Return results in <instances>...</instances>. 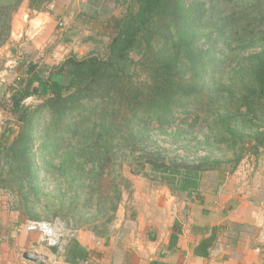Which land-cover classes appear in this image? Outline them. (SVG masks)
Wrapping results in <instances>:
<instances>
[{"label":"trees","instance_id":"trees-1","mask_svg":"<svg viewBox=\"0 0 264 264\" xmlns=\"http://www.w3.org/2000/svg\"><path fill=\"white\" fill-rule=\"evenodd\" d=\"M22 1L0 0V43ZM52 2L28 0V9L42 11ZM106 3L101 1L105 14L111 11ZM115 3L126 11L106 20L114 33L104 57L72 55L49 69L30 61L11 87L9 107L1 108L20 127L5 152L0 149L7 165L0 188L13 197V209L35 220L33 211L43 203L44 212L69 216L74 224L83 220L101 238L109 235L118 208L117 185L109 181L117 160L133 158V174L192 198L200 196L203 173L218 171L221 185L246 155L264 149V0ZM134 49L140 51L143 81L120 64H130L127 52ZM28 99L41 102L28 107ZM8 120L0 144L11 135ZM89 122L91 130L74 147L61 148ZM163 142L177 149L169 154ZM50 172L58 182L48 177L44 184L40 178ZM50 183H60L67 207L51 205L57 189ZM213 239L200 243L204 255ZM88 257L76 239L67 240L65 263Z\"/></svg>","mask_w":264,"mask_h":264},{"label":"crops","instance_id":"crops-1","mask_svg":"<svg viewBox=\"0 0 264 264\" xmlns=\"http://www.w3.org/2000/svg\"><path fill=\"white\" fill-rule=\"evenodd\" d=\"M28 14L26 7L14 17L9 41L16 45L14 56L29 54L35 62L52 42L54 22L45 12L31 13V18ZM26 30L28 37L22 40ZM242 173L236 171L213 190L200 188V196L190 200L166 189L146 190L140 194L143 206L133 207L134 219L127 221L123 210L118 211L114 231L106 238L96 239L86 231L63 233L53 248L40 234L18 229L25 218L0 188V264H37L25 259L26 253L43 264H68L63 256L70 238L89 251L79 264H264V198H248L254 191L244 184ZM210 236L214 239L204 255L199 245Z\"/></svg>","mask_w":264,"mask_h":264},{"label":"rangeland","instance_id":"rangeland-1","mask_svg":"<svg viewBox=\"0 0 264 264\" xmlns=\"http://www.w3.org/2000/svg\"><path fill=\"white\" fill-rule=\"evenodd\" d=\"M55 2L50 3L47 5L42 11H30V14H28L29 18H31V13L34 14V12L37 13H48L53 19L54 22V37H51L50 43H46L43 50L42 55L40 57H36L35 62L31 61L30 57H27L28 55H20L17 54L14 56L12 53L13 49L12 47H16L10 40L11 31H12V24L14 17L22 11V9L28 7V0H23L15 12L13 13L11 17L10 22V31L7 34L5 40L0 43V109L9 107L10 104V93H11V87L14 85L16 78L18 75H23L26 70V65L24 64V61H31L32 63H37L40 65L45 66V68L49 69L50 67L57 66L60 64L66 57L74 55L76 58L81 59L83 57H86L88 55L96 54L101 57H104L107 54L108 51V45L110 43V40L113 35V30L110 25L106 24V20L110 16H116L121 17L126 11V6L121 4L117 5L115 3V0H106V5L111 9L110 13H102L101 10V1L104 0H53ZM27 4V6H26ZM114 7V8H113ZM113 8V9H112ZM95 11H100V14L95 16L92 15L95 13ZM96 18V20H95ZM27 32L28 30L21 33V39L25 40L28 37ZM35 34V33H32ZM19 44V43H17ZM59 49V52H56L55 50ZM2 52V53H1ZM139 49L130 50L127 52L128 60H130V64H127V61H123L120 64H123L127 67H129V70H127V73H131L134 68V73L136 74L137 80H142L145 75L142 74V65H140V53ZM6 53L9 54V56L6 55ZM59 53V54H58ZM51 54V55H50ZM54 54H58L57 57L54 56ZM53 55V56H52ZM245 55H249L246 53ZM48 57V58H47ZM138 61V63H137ZM147 75V74H146ZM58 80H60L61 83H66L67 78L66 77H54ZM240 83V82H239ZM239 83H236L235 87L239 85ZM41 101L34 100V99H28L24 102V105L31 107L34 106ZM5 113V112H4ZM7 119L9 129L11 131V135L9 138L2 141L0 144V149L2 152H5L6 148L10 146L14 139L17 137V135L20 132L19 124L17 123L15 116L10 115L7 112ZM92 121V120H91ZM96 123V122H95ZM92 122H89L87 124V127L85 129H81L80 131L74 132L73 134L69 135L70 139L65 141L64 144L61 146V148H64L66 146L74 147L78 142L79 138H82V134L87 133V131H90ZM86 126V125H85ZM87 129V130H86ZM86 132H85V131ZM88 136V134H86ZM88 139L90 137L88 136ZM166 139V137H162V140ZM16 141V140H15ZM83 142V140H81ZM169 141V140H168ZM33 144V148L37 149L38 144L40 142V138L37 136ZM171 142H163L162 149L164 151H167L169 154H173L175 149L177 147L175 145H171ZM47 150V149H46ZM49 149L47 150V155H49ZM39 150L35 152V157L39 156ZM49 153V154H48ZM72 152L71 154H73ZM177 153L180 155H185L182 150H178ZM2 156V154H1ZM2 159H0L1 161ZM4 161V160H3ZM5 162V161H4ZM40 163V162H39ZM135 161L133 158L129 160V162H120V160H117L114 166V172L111 176L110 182H114L116 184V190L117 193L116 196H119L118 200V208L115 213V217L113 222L116 221V215L118 211H122L125 215V219L128 221H132L134 219V210L133 207L137 205L143 206L140 202L141 195L144 194L146 190H156L159 192V190L166 189L172 196H181L183 198L184 194H173L167 186L164 184L159 183L158 181L151 180L150 177H144L141 175H135L133 174L132 168L134 167ZM7 171V165H3V162H0V173L3 172V175L0 176L1 179L6 178ZM236 171H240L244 176V184H248L249 188L254 191V195H251L252 197L248 198H264V176L262 175V171L264 172V149L261 150L259 155H246L242 161L237 165V167L231 172V174L228 176H232ZM5 172V173H4ZM257 173V178L254 177V175ZM50 172L47 176L46 173L43 174L40 178L41 181H44V184L46 180H51L53 178V181L58 182L55 174H52ZM51 175V177H50ZM218 171L211 170L207 171L202 174L201 176V182L200 187L205 190H213L214 186L218 185ZM49 177V179H47ZM227 177V178H228ZM255 178V179H254ZM249 181V182H248ZM1 183V182H0ZM49 185L52 189L56 190V197H53V199H50L51 205H55L56 208L59 207H67V204L64 201V198L61 197L60 192L63 191V188L60 186V183L57 185L55 183H50ZM2 185V183H1ZM87 186V185H86ZM88 187V186H87ZM4 190V189H3ZM48 192L51 191L50 188H47ZM6 194H8V198L10 201H13V197L10 195L8 191H5ZM45 192V191H44ZM175 193V192H174ZM4 200H6V196L3 195ZM35 199L33 196L29 197V200ZM150 199V198H149ZM187 199H191L190 197ZM7 201V200H6ZM45 203V202H44ZM47 203V202H46ZM45 203V204H46ZM62 203V205H60ZM44 206L43 203H40L37 205V207L34 209L33 213L37 214V218L35 220H45L47 222H50L55 225V227L64 233L69 234H76L78 231H86L91 233L96 239H101L98 233L92 232L89 229V226L85 224L82 221L77 222V224H74V221L71 220L69 216H58L54 215L51 212H44L40 207ZM264 211V209H262ZM66 217V218H64ZM29 219V218H25ZM31 220H34L31 218ZM85 220V219H84ZM114 224V223H113ZM113 224H110L107 228V235L110 234L112 231ZM81 226V227H78Z\"/></svg>","mask_w":264,"mask_h":264},{"label":"built area","instance_id":"built-area-1","mask_svg":"<svg viewBox=\"0 0 264 264\" xmlns=\"http://www.w3.org/2000/svg\"><path fill=\"white\" fill-rule=\"evenodd\" d=\"M30 61H24L27 66ZM7 120V116L2 109H0V130L4 126L3 123ZM18 229L26 232L38 233L41 236L42 242L49 248L56 247L64 238V232L57 229L54 224L45 220H24ZM55 263V262H54Z\"/></svg>","mask_w":264,"mask_h":264},{"label":"water","instance_id":"water-1","mask_svg":"<svg viewBox=\"0 0 264 264\" xmlns=\"http://www.w3.org/2000/svg\"><path fill=\"white\" fill-rule=\"evenodd\" d=\"M24 257L25 259L29 260V261H32V262H35L37 264H43L42 262H39L38 259L36 257H33L32 255L30 254H24Z\"/></svg>","mask_w":264,"mask_h":264}]
</instances>
